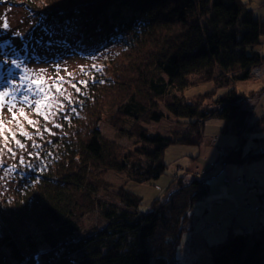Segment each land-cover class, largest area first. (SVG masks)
Instances as JSON below:
<instances>
[{"label": "trees", "instance_id": "1", "mask_svg": "<svg viewBox=\"0 0 264 264\" xmlns=\"http://www.w3.org/2000/svg\"><path fill=\"white\" fill-rule=\"evenodd\" d=\"M0 4L24 7L27 27L31 23L16 42L0 45V63L21 61L23 69L32 68L28 75L49 82L57 76L72 83L89 81L87 87L78 85L81 93L64 85L77 103L65 100L68 111L54 121L46 122L34 104L19 103L28 118L38 121L40 131L47 124L55 135H36L19 109L17 118L31 139L21 134L16 121L4 122L27 147L17 148L11 133H4L16 156L5 149L0 157L5 162L0 166V264H150L152 259L156 264H184L177 252L183 234L195 235L199 226L194 209L210 193L206 174L177 171L147 211L139 209L140 195L124 185L113 190L115 185L105 174L121 172L138 182L160 177L167 168L166 148L201 143L206 119L214 116L224 118V130L238 137L221 157L224 165L261 160V120L252 118V103L244 101L251 96L236 82L251 77L252 68L264 61V53L257 49L264 15L245 0H0ZM48 67L50 72L41 71ZM16 72V65L9 66V77L0 72V88ZM206 81L214 88L186 94L189 87ZM226 86L230 89L218 95ZM171 115L181 127L169 134L151 130V123ZM100 121L112 125L119 138L133 139L132 145L107 138ZM249 139L252 144L247 147ZM33 141L40 148H33ZM255 183L260 184H249L248 189ZM253 209L263 212V201ZM205 223L204 230L224 226L220 220ZM247 227L245 231L230 223L224 239L200 238L205 257L189 264H264V224Z\"/></svg>", "mask_w": 264, "mask_h": 264}, {"label": "rangeland", "instance_id": "2", "mask_svg": "<svg viewBox=\"0 0 264 264\" xmlns=\"http://www.w3.org/2000/svg\"><path fill=\"white\" fill-rule=\"evenodd\" d=\"M245 1L248 3L249 7L255 9V11H257V13L261 16L264 15V0ZM5 17L10 25L7 29L2 27ZM26 19L27 15L24 7L0 4V45L3 43L13 44L16 42V37L18 35H25L28 31V27L30 28L31 25L29 22L27 27ZM257 49L264 53V34L262 36V42L257 46ZM75 63L76 61H73L69 64ZM63 64H65V62H63ZM11 65H14L12 61L0 63V72L7 73L8 68ZM25 69L32 70L30 66H26L24 69L21 66L17 67V75L12 74L13 78L11 81L15 80L19 82V77L23 75ZM37 69L40 70L41 66L39 65ZM50 71L49 67L43 70V72ZM9 76L10 75L8 74V77ZM236 85H238L240 90H244L245 93H248V97L251 96L244 101L252 103V118L255 120H261L259 127L261 129V136L263 137L262 142H264V61L261 64V67L255 69L253 74H251V77L245 81H237ZM5 86L0 89H3ZM230 86L219 88L217 94L220 95L221 93L229 90ZM213 88V82L206 81L199 85L189 87L186 90V94L188 96H192L198 92L208 91ZM17 109H19V103L13 111L16 112ZM0 119H3L4 122L12 120V112L8 110L7 106L0 111ZM224 125V118L219 116L210 117L205 122L204 135L201 143L173 144L168 146L164 154V159L167 162L166 171L156 179H151L146 182H138L130 180L124 173L121 172L109 171L105 174V177L115 185L113 190L116 191L118 186L124 185L127 189L140 195L141 204L139 205V209L143 211H147L152 202L164 194L166 187L169 185L177 171L179 174H183L185 171L187 172V170H191L192 173L197 172L200 174H206L210 183V193L199 201L194 209V217L199 223V226L195 230V235H192L187 231L183 234L180 247L177 252V256L184 264H189L192 259L199 258L198 256H200L199 259L201 261L203 260L201 257H205L204 254L206 252L202 247L203 244L202 241H200V238L204 239L209 237L210 241L220 240L224 237L222 235L228 234V225H230V223L233 224L234 227L236 226L237 229L244 228L245 231L248 229L247 226L251 228H254L255 226V228H257L259 222L260 224H264V210L263 212L258 213L259 210L253 209V206H258L261 200L264 203V198H262L258 192L261 189L257 187L248 189V186H245L246 182H242L240 180L237 181L236 178H231V180L227 178L225 180L226 169L229 171H234L235 169L236 172L241 170L249 176H256L264 188V159L262 158L259 161H255V164L231 163L221 165L218 169H213V167H211L212 161L220 157L218 146H226L230 144L235 145L238 142V137L231 132H226L224 130ZM179 126L181 127L182 124L178 123L173 115L169 116L167 120H163L158 123L153 122L150 124L152 131H161L165 134H169L172 130ZM99 128L107 138L117 139L118 142L125 147L132 145L133 139L119 138L115 128L106 121H100ZM213 138L219 139L218 146L214 145L212 142ZM251 139L258 143V140L254 139V137H251ZM251 139L247 141V147L252 144ZM260 161L261 164H259ZM225 167L226 169H224ZM228 180L234 182L231 185H227L226 182ZM251 186L252 183L249 187ZM210 220H220L224 223V226L215 227L212 230H204L207 226L204 222H210ZM192 241L196 243H194V250L191 249L190 245ZM150 264H156L155 260L152 259Z\"/></svg>", "mask_w": 264, "mask_h": 264}, {"label": "snow or ice", "instance_id": "3", "mask_svg": "<svg viewBox=\"0 0 264 264\" xmlns=\"http://www.w3.org/2000/svg\"><path fill=\"white\" fill-rule=\"evenodd\" d=\"M9 26L10 25L7 21V18L5 17L2 27L7 29L9 28ZM12 63L17 67H20L22 62L13 60ZM92 67L97 68L98 66L92 65ZM81 70L83 71V66H81ZM28 71H29L28 69H25V74L19 77V82L15 80L6 81L5 82L6 86L3 89H0V111H2L5 108V106H7L8 110L12 112V120L16 121L18 124L21 134L31 139L32 134L24 130L23 124L20 123L17 118V113L13 111V109L17 107L18 103L22 101L26 105L34 104L35 105L34 111L38 115L42 116L46 122L50 120L54 121V118L58 114L65 113L68 111V109L65 107L64 104L65 100L70 105L77 103V101L73 99L72 93L68 92L67 88H65L64 85L66 83L70 84L76 93H81L82 89L78 85L87 87L89 81L79 80L76 83H72L71 80H65L64 77L57 76L55 79L49 82L43 77L37 78L35 76L28 75L27 74ZM68 75L71 76L72 74L69 73ZM27 93H33V95L39 96L41 97V99H33L32 96L28 95ZM59 97H63V100L59 99ZM71 111L75 112L76 108L72 107ZM19 114L20 116H23L25 120H27V123L29 125H32L34 128H36V135L42 137L45 132L50 133L51 135H55V133H53L51 129L47 127V124H45L43 131H40V129L36 127L38 121L28 118L25 113L24 107L19 108ZM64 119L70 120L71 117L70 115H64ZM62 126L63 125L59 123H54V127L59 128ZM6 131L11 133V138L12 140H14L17 148L26 149L27 145L25 143H22L21 140L17 139L16 133L12 132L11 129L7 128L3 119H0V137H2L3 140V143L0 144V157L3 156L5 149L7 150L8 153H10L14 157L16 156V152L14 151L13 148L8 147L9 138L8 136L4 135ZM32 147L40 148V145L37 144L35 141H33ZM28 155L39 156L40 153L29 152ZM21 162H23V158H21ZM0 166H5V162L3 161V159H0ZM11 167L14 169L17 167V165L13 164L11 165ZM6 174H7V168H6Z\"/></svg>", "mask_w": 264, "mask_h": 264}, {"label": "bare ground", "instance_id": "4", "mask_svg": "<svg viewBox=\"0 0 264 264\" xmlns=\"http://www.w3.org/2000/svg\"><path fill=\"white\" fill-rule=\"evenodd\" d=\"M246 99V98H245ZM207 120V119H206ZM212 142L214 143V145L218 146L219 144V139L216 138L214 140V138L212 139ZM262 146H264V143L261 141L259 142ZM231 147L230 145H226V146H218V150H219V154L220 157L215 159L214 161H212L211 163V167H213V169H218L221 167V165H224V163L221 160V157H223V155L225 153H227V151L229 150V148ZM264 159V157H262ZM234 163V162H233ZM231 164V163H228ZM241 164V163H240ZM247 164V163H246ZM251 164H255V163H251ZM261 164V161L260 163ZM230 167V166H229ZM234 167V166H233ZM239 168V167H238ZM226 169V167L224 168ZM226 171V176H225V180L228 178L229 180H231V178H236L237 181H242V182H246L247 186H249V184L251 185V183L254 182H258V179L256 176H249L248 174L242 172L241 170L239 172H236V170L234 169V171H229L228 169L225 170ZM202 174V173H201ZM200 174V175H201ZM257 188H260L261 190H259L258 192L260 193L261 197L264 198V188L262 187V184H257L256 185ZM259 205V204H258ZM237 212V210H236Z\"/></svg>", "mask_w": 264, "mask_h": 264}, {"label": "built area", "instance_id": "5", "mask_svg": "<svg viewBox=\"0 0 264 264\" xmlns=\"http://www.w3.org/2000/svg\"><path fill=\"white\" fill-rule=\"evenodd\" d=\"M263 20H264V17H263ZM258 67H261V64H260V65H255V66L252 68V74H253V72L255 71V69H257ZM215 139H216V138H214V140H215ZM226 183L231 184L232 182L228 180Z\"/></svg>", "mask_w": 264, "mask_h": 264}]
</instances>
